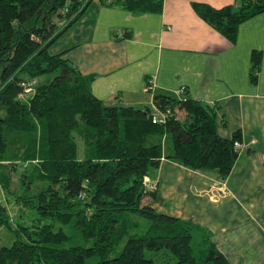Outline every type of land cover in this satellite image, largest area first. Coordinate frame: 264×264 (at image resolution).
<instances>
[{
  "label": "trees",
  "instance_id": "trees-1",
  "mask_svg": "<svg viewBox=\"0 0 264 264\" xmlns=\"http://www.w3.org/2000/svg\"><path fill=\"white\" fill-rule=\"evenodd\" d=\"M93 1L0 0V229L16 237L0 250V264H155L146 250L162 249L175 258L166 264H231L201 227L144 199L156 195L146 178L164 158L230 174L241 132L221 136L218 107L192 98L157 94L164 124L150 107L105 105L93 93L94 75L51 51ZM99 1L134 13L164 9V0ZM194 8L235 42L264 0ZM252 60L257 82L260 53ZM24 82H35L33 90L25 92ZM2 195L35 210L31 224L16 226Z\"/></svg>",
  "mask_w": 264,
  "mask_h": 264
},
{
  "label": "crops",
  "instance_id": "crops-1",
  "mask_svg": "<svg viewBox=\"0 0 264 264\" xmlns=\"http://www.w3.org/2000/svg\"><path fill=\"white\" fill-rule=\"evenodd\" d=\"M235 2L164 0L161 13H134L94 0L73 25L76 41L58 52L83 75H94L93 93L107 106L155 111L154 98L163 94L218 107L219 134L240 131L244 144L231 173L164 158L146 178L156 195L144 202L201 227L231 264H264V11L242 22L231 42L194 8ZM255 52L257 82L251 80ZM149 78L155 86L147 91Z\"/></svg>",
  "mask_w": 264,
  "mask_h": 264
},
{
  "label": "rangeland",
  "instance_id": "rangeland-1",
  "mask_svg": "<svg viewBox=\"0 0 264 264\" xmlns=\"http://www.w3.org/2000/svg\"><path fill=\"white\" fill-rule=\"evenodd\" d=\"M78 25L73 26L66 34L58 41L56 42L53 47L51 48V51L54 53H57L58 51L62 50L63 48L71 45L73 42H75V34L78 32ZM80 146L83 145L82 140L79 141ZM23 169L19 167L15 174L13 175L14 178V184L15 186L19 185V176L22 174ZM2 199L4 203L7 205L9 213L12 217V220L14 221V224L18 226L21 225H29L31 224L32 220L36 217L37 212L33 209H25L21 210L19 209V206L16 204L14 200L8 201L5 197V195H2ZM15 234L14 232L7 228L3 227L0 229V250L4 246H11L15 241ZM196 246L201 247L203 245V239L197 235V238L195 240ZM167 253V254H166ZM146 257L147 258H153L155 261V264H166L167 262H173L175 261V258L173 255L168 252L167 249H162L158 251H151L146 250Z\"/></svg>",
  "mask_w": 264,
  "mask_h": 264
},
{
  "label": "built area",
  "instance_id": "built-area-1",
  "mask_svg": "<svg viewBox=\"0 0 264 264\" xmlns=\"http://www.w3.org/2000/svg\"><path fill=\"white\" fill-rule=\"evenodd\" d=\"M65 11H68V8L65 9ZM116 35L118 37H124L125 36V32L122 30V29H118L117 32H116ZM33 84H35V82H24L23 83V86L25 87V92H30L33 90V88H31L33 86ZM155 86V81L153 78H149L147 80V83H146V90L149 91L151 89H153V87ZM185 87H182L181 89L178 90V92L180 94H183L185 93ZM167 113H165L164 111L156 108L154 113H153V121L154 122H158V123H166L167 122ZM235 148L237 150H239L240 152L244 149V144L240 141H237L235 143Z\"/></svg>",
  "mask_w": 264,
  "mask_h": 264
},
{
  "label": "water",
  "instance_id": "water-1",
  "mask_svg": "<svg viewBox=\"0 0 264 264\" xmlns=\"http://www.w3.org/2000/svg\"><path fill=\"white\" fill-rule=\"evenodd\" d=\"M245 151H248V149H245Z\"/></svg>",
  "mask_w": 264,
  "mask_h": 264
}]
</instances>
